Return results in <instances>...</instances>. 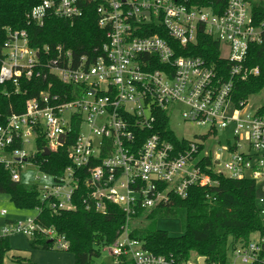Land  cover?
I'll return each mask as SVG.
<instances>
[{
    "label": "built area",
    "instance_id": "built-area-1",
    "mask_svg": "<svg viewBox=\"0 0 264 264\" xmlns=\"http://www.w3.org/2000/svg\"><path fill=\"white\" fill-rule=\"evenodd\" d=\"M88 5L105 38L88 54L78 56L61 45L32 48L25 31L5 29L0 85L11 83L18 91L21 79L44 84L21 113L0 116V167L10 180L35 188L53 213L74 211L76 198L86 211L104 213L107 204L120 210L125 224L103 250L112 264L123 259L174 264L130 236L133 222L171 196L185 199L193 186L216 185L211 175L254 181L264 220V111L249 113L247 101L232 102L234 81L258 74L244 63L249 46L262 43L264 19L255 23L244 0H228L218 15L194 0H39L27 19L38 27L50 17L71 22ZM198 36L219 45L228 67L224 73L184 54L191 53ZM160 111L169 125L176 113L183 123L208 126L209 132L194 141L178 138L174 145L149 134ZM230 125L232 139L211 148L208 141L216 139V131ZM38 142L45 146L39 149ZM64 146L70 165L60 174L42 171L33 160L36 153L47 150L50 156ZM28 171L37 174L36 182L24 181ZM33 211L35 217L23 221L5 219L0 239L39 234L52 249L67 251L63 236L36 223L40 207ZM252 235L229 249L225 264H264V234Z\"/></svg>",
    "mask_w": 264,
    "mask_h": 264
},
{
    "label": "trees",
    "instance_id": "trees-1",
    "mask_svg": "<svg viewBox=\"0 0 264 264\" xmlns=\"http://www.w3.org/2000/svg\"><path fill=\"white\" fill-rule=\"evenodd\" d=\"M39 0H0V48L5 40V29L25 31L32 48L45 44L61 45L76 55L88 54L104 42V32L97 27V17L91 5L86 6L82 17L66 21L50 17L42 27L29 24L27 14ZM205 9L218 15L224 10L228 0H194ZM250 7L255 23L264 19V0H244ZM197 44L191 53L185 55L200 57L214 68L228 67L220 59L219 45L210 37L198 36ZM183 54V55H184ZM180 55V54H177ZM244 66L257 69V75L246 79H236L233 84L232 102L237 105L264 89V37L262 43L250 45ZM18 91L11 83L0 85V116L11 112L21 113L25 101L44 89L38 80H19ZM264 111V106L261 107ZM153 132L178 145V138L170 130L167 115L156 113ZM74 136V134H73ZM68 141V138H67ZM45 143L38 142L43 148ZM34 161L48 174H60L70 165L66 156V146L44 158L36 153ZM208 164V162H207ZM216 185L189 189L185 199L171 196L169 203L151 210L144 219L150 226L136 227L131 237L142 243L143 249L157 255L171 257L174 264H225L228 251L236 243H246L253 233L264 234V220L259 214L257 202L258 188L250 179L231 180L211 175ZM80 187L76 197L83 191ZM0 194L9 197L16 209L33 210L40 207L36 223L44 229L52 228L65 238L68 249L74 258L73 264H92L100 258L103 250L112 245L126 218L115 206L107 204L104 213L86 211L76 198L74 211L51 212L47 203H40L35 188L10 180L9 173L0 167ZM158 219H178L182 234L172 238L165 231L154 228ZM153 224V225H152ZM153 226V227H151ZM31 250L51 251L52 243L45 236L36 234L28 238ZM8 238L0 239V264H33L29 258L11 256ZM100 264H112L110 258ZM117 264H132L123 259Z\"/></svg>",
    "mask_w": 264,
    "mask_h": 264
},
{
    "label": "rangeland",
    "instance_id": "rangeland-1",
    "mask_svg": "<svg viewBox=\"0 0 264 264\" xmlns=\"http://www.w3.org/2000/svg\"><path fill=\"white\" fill-rule=\"evenodd\" d=\"M221 55L226 56V50L223 48L221 50ZM247 110L249 113H254V111L260 107L264 106V89L257 95H253L248 98L247 100ZM170 130L173 132L176 138H182L188 141H194L198 139L199 136H204L207 135L209 132L208 126H197L194 124L190 123H183L179 117L178 114H174L173 117L171 118L170 121ZM232 130H233V125L228 126L227 128L224 129H219L216 131V139L211 138L208 141V144L210 145L211 148L213 146H218L216 145L219 144L220 147H225L227 145V141L232 139ZM32 149V148H30ZM37 174L34 171H28L24 175V181L26 183H33L36 182L35 177ZM5 210L6 211V216L4 218L0 217V228L3 225V222L5 219H10V220H19L23 221L26 217H35L36 213L33 210H20L16 209L14 205L10 202L9 197L5 194H0V211ZM151 223L149 221H146L143 218H139L133 222V227H148L150 226ZM153 225V224H152ZM154 228L157 230H162L165 231L170 237L176 238L181 236L182 230H181V225L178 219H158L154 223ZM151 226V227H153ZM251 238H255V236H251ZM11 240V245L12 246H20L23 243L27 245V240L25 238L23 239H15L13 237H10ZM47 253L50 254V262L51 264H54V260L58 256H69L72 258L71 254L66 253V252H58L56 250L54 251H48ZM11 256H22L25 258H30L29 254L27 251H20L17 249H12L11 252L8 255V258ZM108 260V253L106 251L102 252L100 258L94 259L92 261V264H100L102 262H106ZM35 264V263H34ZM43 264H50V263H43Z\"/></svg>",
    "mask_w": 264,
    "mask_h": 264
},
{
    "label": "crops",
    "instance_id": "crops-1",
    "mask_svg": "<svg viewBox=\"0 0 264 264\" xmlns=\"http://www.w3.org/2000/svg\"><path fill=\"white\" fill-rule=\"evenodd\" d=\"M6 220H10V219H6ZM14 220V219H13ZM5 221V220H4ZM3 225H4V222H3ZM2 225V226H3ZM10 237H13L15 239H23L25 238L27 240V245H25L24 243L20 246H12L11 245V240H10ZM9 239V245H10V248L11 250L12 249H17V250H20V251H27L28 254H29V259L30 261L34 264H43V263H50V254L47 253L48 251H41V250H31L30 247H29V244H28V238L25 237V236H22V235H19V234H15V235H11L9 237H6ZM51 251H54L51 250ZM58 252H63V251H58ZM65 252V251H64ZM68 253V252H66ZM71 254V253H69ZM72 258L65 255V256H58L55 260H54V264H73L74 262V258H73V255L71 254ZM22 257V256H21ZM25 258V257H24ZM199 262V261H198Z\"/></svg>",
    "mask_w": 264,
    "mask_h": 264
},
{
    "label": "water",
    "instance_id": "water-1",
    "mask_svg": "<svg viewBox=\"0 0 264 264\" xmlns=\"http://www.w3.org/2000/svg\"><path fill=\"white\" fill-rule=\"evenodd\" d=\"M60 143H62V139L60 140ZM44 157L49 156V152L47 150L44 151V153L42 154ZM199 264H203L204 263V258H200L199 259Z\"/></svg>",
    "mask_w": 264,
    "mask_h": 264
}]
</instances>
